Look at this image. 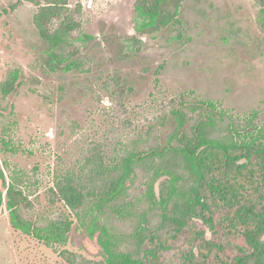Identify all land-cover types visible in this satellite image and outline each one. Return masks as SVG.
<instances>
[{
  "label": "rangeland",
  "instance_id": "374dc122",
  "mask_svg": "<svg viewBox=\"0 0 264 264\" xmlns=\"http://www.w3.org/2000/svg\"><path fill=\"white\" fill-rule=\"evenodd\" d=\"M134 1L26 0L6 11L16 0H0V159L7 175L25 173L30 215H70L55 194L61 177L98 182L100 162L121 155L180 93L242 117L258 112L264 123V0H165L166 22L145 33L136 31ZM69 23L78 39L69 52H82L81 65L52 71L41 30ZM16 71L20 86L5 96ZM116 81L124 92L114 96ZM100 260L85 230L48 246L16 230L0 208V264Z\"/></svg>",
  "mask_w": 264,
  "mask_h": 264
},
{
  "label": "trees",
  "instance_id": "16d2710c",
  "mask_svg": "<svg viewBox=\"0 0 264 264\" xmlns=\"http://www.w3.org/2000/svg\"><path fill=\"white\" fill-rule=\"evenodd\" d=\"M152 1L133 2L138 33L166 22L165 0ZM73 27L41 30L45 64L52 71L81 65L82 52H69L78 40L71 37ZM115 85L113 95L122 94L124 86ZM19 86L16 71L2 92L6 96ZM260 118L258 112L242 117L219 101L180 93L155 123L130 139L121 155L100 162L98 182L86 186L61 177L55 194L70 215H30L21 188L25 173L7 175L1 159L0 184L6 193L0 187V208L5 206L16 230L48 246L66 245L73 231L85 230L96 240L101 260L84 264H264ZM171 123L172 130L164 133ZM2 142L9 147L10 141Z\"/></svg>",
  "mask_w": 264,
  "mask_h": 264
}]
</instances>
